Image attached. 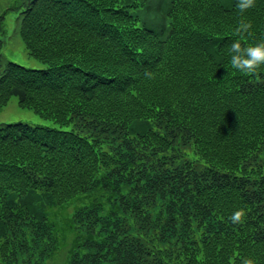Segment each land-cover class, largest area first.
Masks as SVG:
<instances>
[{
	"label": "trees",
	"instance_id": "trees-1",
	"mask_svg": "<svg viewBox=\"0 0 264 264\" xmlns=\"http://www.w3.org/2000/svg\"><path fill=\"white\" fill-rule=\"evenodd\" d=\"M22 2L44 66L0 58V107L59 126L0 122V264H264V66L229 54L242 19L264 40V0H168L160 27L149 0Z\"/></svg>",
	"mask_w": 264,
	"mask_h": 264
},
{
	"label": "rangeland",
	"instance_id": "rangeland-1",
	"mask_svg": "<svg viewBox=\"0 0 264 264\" xmlns=\"http://www.w3.org/2000/svg\"><path fill=\"white\" fill-rule=\"evenodd\" d=\"M24 0H0V15H3L0 20V58L3 61L8 59L14 60L26 66L41 67L44 66L39 59L28 53L24 41L17 31V16L18 11L22 8ZM168 0H149V7H141L137 9L141 18L154 20L158 22L157 27H160L166 19L161 20V8L164 7ZM22 2V3H21ZM19 3H21L19 5ZM14 6H17L16 8ZM12 7V8H11ZM26 121L31 124H45L51 126H59L57 121L46 118L37 113L33 108L21 106L15 95L11 96L8 102L0 107V122ZM185 156L193 159L198 167H202L203 161L198 158V154L190 145L184 147ZM258 161L264 164V144L258 150ZM65 257L64 255L49 260L48 264Z\"/></svg>",
	"mask_w": 264,
	"mask_h": 264
},
{
	"label": "clouds",
	"instance_id": "clouds-1",
	"mask_svg": "<svg viewBox=\"0 0 264 264\" xmlns=\"http://www.w3.org/2000/svg\"><path fill=\"white\" fill-rule=\"evenodd\" d=\"M254 6L255 0H238L237 2V8L241 14ZM251 28L252 24L242 19L235 29V34L239 38L229 46L231 67L246 76L256 75L264 66V40L252 46L242 43L245 36L251 35ZM245 215V210L240 209L231 215L230 220L234 224H241L244 222ZM243 264H255V262L245 259Z\"/></svg>",
	"mask_w": 264,
	"mask_h": 264
}]
</instances>
